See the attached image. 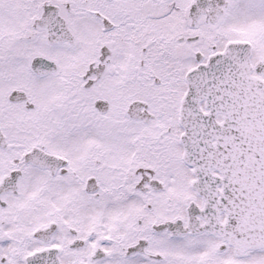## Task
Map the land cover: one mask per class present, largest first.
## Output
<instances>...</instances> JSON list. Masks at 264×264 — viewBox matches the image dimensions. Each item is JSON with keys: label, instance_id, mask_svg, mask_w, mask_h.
Returning a JSON list of instances; mask_svg holds the SVG:
<instances>
[{"label": "snow or ice", "instance_id": "obj_1", "mask_svg": "<svg viewBox=\"0 0 264 264\" xmlns=\"http://www.w3.org/2000/svg\"><path fill=\"white\" fill-rule=\"evenodd\" d=\"M0 264H264V0H0Z\"/></svg>", "mask_w": 264, "mask_h": 264}]
</instances>
